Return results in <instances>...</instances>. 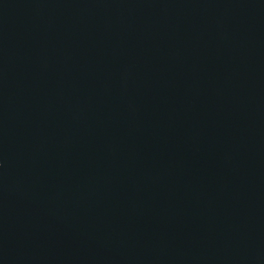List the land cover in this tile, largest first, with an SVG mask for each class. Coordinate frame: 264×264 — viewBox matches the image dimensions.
Instances as JSON below:
<instances>
[{
  "label": "water",
  "instance_id": "obj_1",
  "mask_svg": "<svg viewBox=\"0 0 264 264\" xmlns=\"http://www.w3.org/2000/svg\"><path fill=\"white\" fill-rule=\"evenodd\" d=\"M0 125L130 264H264V0H0Z\"/></svg>",
  "mask_w": 264,
  "mask_h": 264
}]
</instances>
